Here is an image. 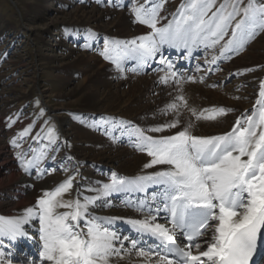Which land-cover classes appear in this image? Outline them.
Listing matches in <instances>:
<instances>
[{"label": "snow or ice", "instance_id": "6c2138e0", "mask_svg": "<svg viewBox=\"0 0 264 264\" xmlns=\"http://www.w3.org/2000/svg\"><path fill=\"white\" fill-rule=\"evenodd\" d=\"M165 3L167 0H144L133 6L135 22L150 32L131 41L106 38L101 53L117 69L126 60L143 66L158 55L159 62L167 64L159 83L174 86L177 94L159 111L171 118L147 130L136 127L130 133L136 138L134 147L150 158L144 169L165 167L133 179L112 173L110 182L97 190L106 197L116 192L144 191L151 184L158 186L160 199L155 207L139 202L137 211L146 210L147 215L128 219L136 235L122 236L104 226L119 218H101L89 211L95 198L85 196L82 202L77 190L76 198L65 199L79 175L74 171L54 188L42 189L36 203L24 209L23 215L0 216V238L26 237L25 225L38 223L41 264H113L133 254L138 259H129V264H258L254 257L264 256V80L259 83L251 113L246 110L237 117L229 131L196 135L192 131L194 120L215 122L234 110L190 107L183 84L196 79L178 76L161 51L165 45L186 50L187 59L193 49L218 47L219 56L206 61L212 64L219 58L238 55L264 31V3L257 6L253 0H222L217 6L216 0H184L170 20L161 16ZM162 20L167 23L161 25ZM255 70L245 68L236 75ZM199 82L203 83V77ZM182 109L191 114L183 122ZM171 130L175 131L167 135L146 134ZM30 131L31 126L21 135ZM47 139L49 145L55 143L53 128L48 129ZM45 149L32 150L31 159L21 157L20 167L25 173L31 174L36 168L37 179H42L57 170L39 168L46 159ZM61 170L68 171L64 167ZM161 211L166 213L165 223L158 222ZM178 236L183 242L178 243Z\"/></svg>", "mask_w": 264, "mask_h": 264}, {"label": "bare ground", "instance_id": "6f19581e", "mask_svg": "<svg viewBox=\"0 0 264 264\" xmlns=\"http://www.w3.org/2000/svg\"><path fill=\"white\" fill-rule=\"evenodd\" d=\"M10 1L12 5L16 4L14 0ZM33 1L36 3L38 0ZM42 1H44V5L39 11L46 7H52L54 10V16L49 18V22L63 18L64 15L72 18L79 16L85 18L76 19L78 25L74 28H77V31L76 29H73L72 32L59 30L45 35L40 29L47 27L48 23L42 22L38 25L26 23L25 39L17 41L14 34L12 36L8 34L9 39L5 40L1 46L0 216L12 218L23 215L24 209L36 203L37 197L42 194V189L54 188L68 175L76 171L79 175L74 181L73 191L65 199L76 198L77 190L82 202L85 196L95 198L94 205L89 207L92 215L107 219L119 218L111 224L105 223L104 226L117 231L122 236H135L136 234L127 220L142 219L147 215L146 210L144 212L137 211L139 202L155 207L160 199L158 186L149 184L144 191L116 192L106 197L97 190L102 189L103 184L110 182L112 173H116L119 177L133 179L165 167L158 165L153 169H144L143 165L150 158L134 147L136 141L133 142L132 139L136 138L130 133L136 128L133 126V122L147 130L171 118L170 114L162 115L159 111L177 94L174 86L159 83V78L165 74L167 69L165 71L160 70L161 68L158 66L166 65L167 68V64L160 63V56L158 55L154 60H149L147 65L141 66L140 73H135L129 66L120 69H117L115 65L106 66L105 60H102L95 52L85 49V47H78L77 51H72L71 48H68L69 46L59 44V36L62 35L74 41L77 38L74 36L80 32L78 30L88 23L104 29L110 36L118 35L119 38L116 40L131 41L149 33L150 31L146 29L145 25L135 22V17L130 14L136 4L133 3L134 0H127L128 3L126 4L121 2L124 0H111L109 3L107 0ZM174 1L177 0H167V3ZM262 1L264 0H253L257 6ZM136 2L138 3V0ZM170 14L172 13H166V16L171 17ZM263 40L264 34L259 37L255 36L252 43L243 51V55L233 57L230 62L224 64L220 60L222 58L217 59L215 64L206 63V61L211 60L213 55L219 56V54L211 51L212 49L205 51L202 48L201 58L196 55L195 58L197 59L193 60V70L190 72L177 67L178 63L182 62L178 56L179 52H186V50H173L171 52L168 47L171 56H174L172 59L177 63V65L173 64V69L175 67L180 69L176 71L177 75L192 76L196 79L194 83L186 82L183 84L184 95L190 107L194 106L199 110L211 106H223L234 110L215 122L195 121L192 118L195 123V127L192 129L194 134L207 136L224 133L230 130L236 118L246 113V110L247 113H251L259 83L264 79V52L261 53L259 50L264 47ZM10 47L13 48V53L11 56H7L4 61L3 56ZM161 51L164 59L169 61L166 58L167 55L164 54L163 50ZM193 53L194 51L188 58L194 57ZM69 65L83 67L84 76L76 88L66 95L75 93L77 88L84 85V90L76 95H79L80 98L85 97V102L92 110H83L87 111L84 113H71L67 106L72 101L76 102L77 100L58 102L60 108L63 107L66 111L63 116L61 113L50 110L52 117H57V119L61 117L58 119L59 125L54 135L55 143L51 145H49L47 137L41 140L38 130H31L23 136L21 133L24 130L14 132L16 129L13 122L11 125L8 124L10 119L14 121L13 117L7 122L5 121L6 116L11 115H7L6 107H10V103L20 100V104H24L25 107L26 98L30 94L27 92L31 84L32 86L34 84L41 85V76L47 77L46 70L52 69L49 67L65 68ZM245 68H255L256 70L236 75L238 71ZM179 71L180 75L178 74ZM61 73L57 70V74L51 73L49 76L54 79L58 75L57 79H61ZM5 75L7 79L3 80ZM200 77H203V83L199 82ZM43 82L45 84V81ZM56 83L54 86L57 85ZM209 85H215V87ZM57 86L51 91L48 87L43 86L41 91L47 98L51 99V95L56 96ZM123 87L126 91L123 90ZM50 103L52 102L49 101L48 106ZM51 105L49 107H53L52 110L57 108V106ZM63 105L66 107L64 108ZM23 108L18 110L21 121L25 119L24 116L28 115V109L24 108L26 110L24 112ZM181 111L182 122L191 117L187 109ZM106 123L109 127L105 126ZM174 131L147 134L159 136L171 134ZM13 140L16 141L15 145L12 143ZM28 143L31 145L30 150L35 147L37 151L45 149V145H48L45 149L46 159L41 161L39 168L43 170L46 169L47 165H50L52 166L50 169L55 167L57 170L43 176L42 179H37L35 172L32 174L25 173L17 163L18 156L14 154V148L16 144L23 147ZM62 167L67 168L68 171H62ZM154 196L155 199H153ZM160 207L163 208V205ZM59 211H63V209ZM165 216L166 213L161 211L158 222L165 223ZM37 228L38 223L31 221L30 224L25 225L26 237L0 238V253H3L0 256V264H41L38 259L40 241L36 232ZM145 239L148 238L145 237ZM125 243L127 245V242ZM21 253L25 254L24 257ZM129 259L137 261L138 258L133 254L132 257L126 256L122 261L114 260L113 264H129ZM261 261V264H264V256H262Z\"/></svg>", "mask_w": 264, "mask_h": 264}, {"label": "rangeland", "instance_id": "374dc122", "mask_svg": "<svg viewBox=\"0 0 264 264\" xmlns=\"http://www.w3.org/2000/svg\"><path fill=\"white\" fill-rule=\"evenodd\" d=\"M14 1L16 2V4L12 5L10 0H0V52L1 53H2L1 46L4 44L5 40H8L9 37L12 36V34H14L17 41H20L21 39L26 38V35L24 34V30L26 29V23L27 24L32 23L34 25L35 24L38 25V23H42V22L48 23L47 27H45L44 29H40L41 32L43 33V35H45L48 33H55L56 31H59V30H65V32H68V31L72 32L73 29H76V31H77V28H74L75 26L78 25V22L76 19L81 20V18H85V17H81V16L76 17V18H72V17H68V16L64 15L63 18H58V19H55V20H52L49 22V18L54 16V14H53L54 10L52 9V7H46L45 9H41V11H39L41 6L44 5V1L38 0V1H36V3H34L33 0H14ZM107 1H108V3L111 2V0H107ZM136 1L137 0H134L133 3L134 4L135 3L136 4L143 3L144 0H138V3ZM177 1L167 3L168 5L165 3L164 9L161 12V16H163V15L166 16V13L167 14L168 13H172V14L175 13L176 10L179 8V6L183 2V0H177ZM121 2H123V4L128 3L127 0H124ZM216 2H217V6H218L219 3L222 2V0H216ZM244 2L247 3V0H244ZM261 3H264V1H262ZM130 10L131 9L129 8V11ZM130 14H133V16H134V13L132 11H130ZM172 14H170L171 17H168L169 20L172 18ZM57 17H59V16L57 15ZM165 23H167V20L161 21V25H163ZM68 26L71 28L69 29ZM145 27L147 30L150 31V29L147 26H145ZM78 31H80V32H78L74 36V37H77V38H75L74 41L70 40V38L64 37L62 35L59 36V44L61 46H69L68 48L69 49L71 48L72 51H77L78 47L79 48L85 47V49L91 50V51L95 52L97 55H99V57L102 60H105L104 57L101 55V53L103 52V49H104L105 39L107 38L109 40H116L119 38V37H117L118 35L110 36L108 33H106V31L104 29H101L100 27H98L97 25L92 24V23H88V24L82 26ZM89 32L92 33L91 36L89 35ZM8 34H11V35L9 36ZM262 34H264V31L259 32L256 35V37H259ZM225 39L227 40L228 37H225ZM252 41H253V39L247 43L245 48H247L248 45L252 43ZM263 42H264V40H263ZM169 48H168V46L165 45L161 50H163L164 54L167 55L166 58L169 61L171 60L170 62H172V64L177 65V63L174 62L175 60L172 59L174 56L173 57L171 56L170 51L172 52L173 50H182V49L170 48L171 49L170 50ZM200 49L201 50H198V51L196 49H193V51H194L193 56L194 55L195 56L191 57V58H187V59H185V53L186 52H179L178 56H179V58H181L182 62L178 63L177 67H179V68L181 67V70H185L187 72H190V70H193V65H192L193 60L197 59V58H195L196 55L200 56L203 52L202 48H200ZM263 49H264V47L259 49L261 53L264 52ZM261 50H263V51H261ZM211 51L219 54L218 47H217V49H212ZM243 51H241L238 55L232 54L231 58L243 55L242 54ZM166 52H168V54H166ZM12 53H13V48H11V47L8 48L7 53L4 54V56H3V60L5 61V59H7V56H11ZM200 58H201V56H200ZM231 58H222L220 60L224 64V63L230 62ZM183 61H185V62H183ZM104 62L106 63L105 65L108 67L115 65L109 60H105ZM128 66L131 69H135V71L132 70L135 73H138V72L140 73V71H141L140 70L141 66L138 65L133 60H126L122 64L121 68H126ZM49 68H52V69L46 70L48 73L46 75L47 77L43 78V76H41V83L42 84L41 83L40 84L45 86V87H48L49 91H51V90H54L55 87L58 84H60V82H61V84L57 86L56 96L51 95L52 97H50L51 99H49L46 97V95H44L43 91H41L43 86L37 85V84H34L32 86V84H31L29 89H28L29 91L27 92L30 94L26 98L27 101L25 102V107H24V104H22V105L20 104L21 100L19 102H12L9 104L10 107H6L7 115L8 114L14 115L15 112L17 113V111L18 110L20 111L23 107L28 109V115L29 116L28 115L24 116L25 119L23 121H21L20 115H19V119H17V120L13 119L14 121H11V119L9 118L10 120H9L8 124L11 125L13 122V126H15V129H16L14 132L17 133L20 130H25V129L29 128V126H31V130H38V132L40 131L39 137L41 138V140H43V138L47 137L46 135H47L49 128H53L55 130L54 131V135H55V133L58 129V125H59L58 119H60L61 117H58V119H57V117H52L51 116L52 112H50V110L61 113L64 116L65 115L64 112L66 110H64L63 107L60 108V104L58 103L60 101L66 102V100H71V101L73 99L75 101L77 100L76 102L72 101L71 104L67 106L71 113H84V112L92 110V108L87 105V102H85V99H84L85 97L80 98L79 95L78 96L76 95L80 91L84 90V85L77 88L75 93L73 92L70 95H66V94H68V92L73 91L76 88L77 84L80 83L81 79L84 76L83 67L80 66V68H79V65H74V66L69 65V66H66L65 68L64 67H61V68L60 67H49ZM158 68H161L160 70H164V71L167 69L166 65H163L160 67L158 66ZM179 68L175 67L173 70L177 71ZM57 70L62 72L61 73V79H59V78L57 79L58 75H57V77L55 76L54 79L49 76L51 73L57 74ZM1 74H2V72H1ZM178 74L180 75V71ZM6 79H7V76L5 75V77H3V80H6ZM42 80L45 81V84ZM55 80L57 83L55 82ZM59 80H60V82H59ZM55 83L57 84L56 86H54ZM123 90L126 91V89H124V87H123ZM258 92H259V89H258ZM258 92L256 93V97H255V100L253 102L254 104H255L256 100L258 99ZM17 94L19 95V93H17ZM49 101L52 102V103H50V105L52 104L51 106H57V108L52 110L53 107L51 108V107H49L50 105L48 106ZM54 102H57V104H54ZM254 104H253V106H254ZM63 106H64V108L66 107L65 105H63ZM24 108H23V110L25 112L26 110ZM42 110H43V114H41ZM83 110H87V111H83ZM10 111H11V113H10ZM11 115H10V117H11ZM6 118H5V121L7 122L8 117L6 116ZM105 126L109 127L108 123H106ZM133 126L139 127L134 122H133ZM139 128H141V127H139ZM41 131H42V133H41ZM132 140H133V142L136 141V139H132ZM141 153H143V152H141ZM40 163H42V162H40ZM50 167H52V166H50V165L46 166L47 169H50ZM35 170L36 169L31 170V173L36 172ZM21 254L23 255V253H21ZM24 255H23V257H24Z\"/></svg>", "mask_w": 264, "mask_h": 264}, {"label": "built area", "instance_id": "2783aa9c", "mask_svg": "<svg viewBox=\"0 0 264 264\" xmlns=\"http://www.w3.org/2000/svg\"><path fill=\"white\" fill-rule=\"evenodd\" d=\"M11 117H13L12 119H14V120H17V119H19L18 117H19V112H17V113H15L13 116H11ZM9 115H8V119L9 118H11ZM21 140V139H20ZM30 143H28V144H25V145H23V147H20L19 145H17L16 144V147L14 148V154L16 155V156H18V161H17V163H18V165H19V167H20V159H21V157H26L27 155H29V154H31L33 151L32 150H36V148L34 147L33 149H31L30 150ZM22 148H24L23 150H21ZM30 152L29 154H27L28 152ZM22 169V168H21ZM32 174V173H31Z\"/></svg>", "mask_w": 264, "mask_h": 264}]
</instances>
